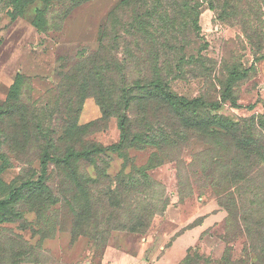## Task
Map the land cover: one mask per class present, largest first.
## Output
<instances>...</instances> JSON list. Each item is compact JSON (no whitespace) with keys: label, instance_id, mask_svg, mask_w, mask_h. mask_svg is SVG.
Here are the masks:
<instances>
[{"label":"rangeland","instance_id":"obj_1","mask_svg":"<svg viewBox=\"0 0 264 264\" xmlns=\"http://www.w3.org/2000/svg\"><path fill=\"white\" fill-rule=\"evenodd\" d=\"M141 39L175 44L156 51L174 73L184 70L167 84L172 93L219 101L229 73L249 68L232 88L238 105L212 114L264 112V0H0V200L38 179L46 152L120 141V88L169 69L136 62L153 52L137 49ZM185 54L204 64L180 62ZM132 92L130 136L143 137L68 167L50 163L45 187L0 215V264H264V251H244L243 212L227 209L251 205L238 190L248 169L235 166L232 141L213 126L204 136L200 125L148 136L142 118L161 122L174 109L158 94ZM250 182L264 186V171ZM108 190L118 191L117 207H108ZM140 217L137 232L122 228ZM256 241L264 246V227Z\"/></svg>","mask_w":264,"mask_h":264},{"label":"trees","instance_id":"obj_2","mask_svg":"<svg viewBox=\"0 0 264 264\" xmlns=\"http://www.w3.org/2000/svg\"><path fill=\"white\" fill-rule=\"evenodd\" d=\"M208 1L213 3L216 2V0ZM16 18L17 17H13L14 20H16ZM137 23L142 24L144 22L141 21ZM33 25L41 30L39 25L35 22H33ZM159 28L161 29V27ZM143 29L147 30L149 27H139L138 30L142 31ZM150 41L151 40L148 39H141L136 42L137 49H149L153 51L151 53H145L144 55H142V52L139 53L136 57V62L151 66L160 64L168 66L169 69L167 72H145L141 75L140 81H136L130 86H123L120 88L121 100L124 105L120 120V141L109 146L93 145L80 151H69L63 156H52L46 152L41 159V171L38 179L35 181L28 180L23 182L20 186L12 189L6 198L1 199L0 215L4 209L15 204L21 197L22 193L26 190H34L38 189V187H45L46 180L49 175L50 163L53 162L59 167H68L74 162L93 159L94 157L105 155L108 152H120L126 147V145L131 142H136L138 139L142 138L143 136L141 134H135L134 138H131L130 136L132 131L131 128H135V126H132V119L129 115L131 104L133 102L132 91H137L141 94H158L168 107L174 109L172 118L168 117L162 119L161 122H150L148 119L142 118L139 126L148 131L146 135L149 136L150 133H154L158 130H161V133L163 134L168 133L169 135L170 133H173L176 135L181 128H190V126L200 125L204 136L208 135L209 129L213 126L214 133L219 137L220 141H223L226 138H229L232 141L233 148L237 154L234 158L235 166L241 167L242 165H247L248 169L247 174L237 177L239 179L238 190L241 196H246L248 192L251 193V205L248 207L246 204L241 202L240 206H237L234 201L232 202V206H227L229 216L234 212L236 213L238 210H240V213L243 212L241 215L245 220V232L247 234V238L249 237L251 241V248L247 243L244 251L246 253L249 251H255L256 253L258 250L261 252L264 251V246H259L258 241L254 242L255 235L259 234L260 230L264 227V186H252L250 182V180L254 178V172L255 174H261L264 171V112L241 119H236L232 116L224 114H212V111H219L228 101L231 102L232 105H238L236 99L232 97V88L236 80L243 79L248 76L249 68L244 70L234 69L233 72L229 73V78L225 84L224 90L221 93V99L219 101H211L203 95L192 100H185L181 96L172 93L167 88V84L170 80L178 78V75H183L184 70H176L177 73H174V68H171L172 63L170 60L165 62L167 57L156 54V51L160 47L173 49L175 44L171 41H167L165 43L160 41ZM181 48L185 50V44H183ZM201 57L202 56H194L193 54H185V57L181 58L180 62L193 58L195 59V62L204 64L202 61L203 58ZM262 58H264V55ZM19 79L20 75H17L13 84L10 86V99L15 97L18 92ZM197 112V119H195L196 123L192 121L189 122V115L192 116L193 113ZM241 157H244V161L240 159ZM133 189H135V187ZM60 192L62 193V191ZM113 194H115V196L112 198ZM103 195L111 198L108 201L109 208L117 207L115 204H112L111 201L114 198H117L118 191L108 190ZM96 203L98 202H95V204ZM93 209L99 211L96 206H94ZM124 222L125 226H122V228H128L133 232H137L138 230L136 229L143 226V219L141 217L137 219V222L133 221L132 224L128 221ZM109 223L110 220L108 224ZM230 250L231 246L227 247L226 252ZM226 262L230 263V259Z\"/></svg>","mask_w":264,"mask_h":264}]
</instances>
